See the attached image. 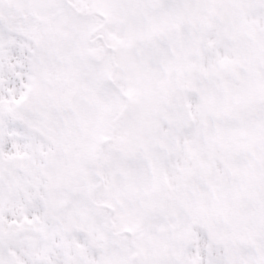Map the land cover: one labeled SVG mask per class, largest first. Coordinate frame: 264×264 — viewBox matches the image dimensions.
I'll list each match as a JSON object with an SVG mask.
<instances>
[{"label": "snow or ice", "instance_id": "snow-or-ice-1", "mask_svg": "<svg viewBox=\"0 0 264 264\" xmlns=\"http://www.w3.org/2000/svg\"><path fill=\"white\" fill-rule=\"evenodd\" d=\"M0 264H264V0H0Z\"/></svg>", "mask_w": 264, "mask_h": 264}]
</instances>
